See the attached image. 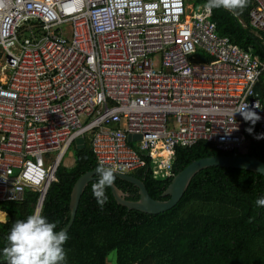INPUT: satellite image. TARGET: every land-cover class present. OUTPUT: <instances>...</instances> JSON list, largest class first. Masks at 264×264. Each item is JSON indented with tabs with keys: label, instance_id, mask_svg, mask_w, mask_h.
<instances>
[{
	"label": "built area",
	"instance_id": "2783aa9c",
	"mask_svg": "<svg viewBox=\"0 0 264 264\" xmlns=\"http://www.w3.org/2000/svg\"><path fill=\"white\" fill-rule=\"evenodd\" d=\"M191 8L187 0H0V203L30 189L40 210L62 156L86 133L98 168L170 179L176 148L204 140L231 151L248 123L264 131L254 92L264 62ZM248 18L264 29V0H252ZM197 50L212 60L198 62Z\"/></svg>",
	"mask_w": 264,
	"mask_h": 264
},
{
	"label": "trees",
	"instance_id": "16d2710c",
	"mask_svg": "<svg viewBox=\"0 0 264 264\" xmlns=\"http://www.w3.org/2000/svg\"><path fill=\"white\" fill-rule=\"evenodd\" d=\"M203 8L205 0H196ZM252 0L238 16L222 8L213 9L210 20L219 36L264 62V32L254 31L248 23ZM198 62H210L212 57L197 50ZM263 78L260 83L263 89ZM261 102L264 106V91ZM258 128L247 124V155L264 162V141L257 139ZM92 133L83 137V146L75 148L74 164L61 163L55 171L42 201L41 214L56 221L63 229L70 218L69 201L72 187L83 173L98 168L91 150ZM236 150L221 151L213 143L198 141L176 148L172 163L174 175L190 162L208 156L237 155ZM99 176V175H98ZM138 178L148 194L157 200L171 179L154 177L144 168ZM90 181L79 199L74 220L66 232L65 264H106L109 253H116V264H264V208L255 199L264 195V177L242 169L208 167L190 180L180 201L159 214L129 210L116 203L111 189L103 208L92 195ZM114 185L127 194L126 199H138L137 189L114 177ZM38 192L26 189L21 200L0 203L7 215L0 220V249L6 246L10 226L36 209ZM0 264H7L0 254Z\"/></svg>",
	"mask_w": 264,
	"mask_h": 264
},
{
	"label": "clouds",
	"instance_id": "9594fccd",
	"mask_svg": "<svg viewBox=\"0 0 264 264\" xmlns=\"http://www.w3.org/2000/svg\"><path fill=\"white\" fill-rule=\"evenodd\" d=\"M247 3L248 0H205L203 9L208 15H211L213 9L222 8L231 15L238 16L243 12ZM250 27L254 31L264 32V29L259 30ZM260 78L258 83L261 87L262 96L261 98H258L256 94L255 96L261 102L264 91V78L263 89ZM262 107H264L263 104ZM253 117V121L258 119L254 114ZM98 171L99 178L92 184L91 191L97 205L103 208L108 199L105 189L112 185L114 176L110 168H98ZM254 203L257 207L264 208V195L257 197ZM6 215V212L0 211V220ZM57 223L56 221H49L46 216L41 214V210H34L25 218L16 220L10 226L6 236V246L0 249V254H2L7 264H65L64 243L68 239V235L62 229L57 230Z\"/></svg>",
	"mask_w": 264,
	"mask_h": 264
},
{
	"label": "water",
	"instance_id": "95a60500",
	"mask_svg": "<svg viewBox=\"0 0 264 264\" xmlns=\"http://www.w3.org/2000/svg\"><path fill=\"white\" fill-rule=\"evenodd\" d=\"M254 91L256 96L261 98L262 93L259 83H256ZM257 137H259L257 138L258 140L264 141V131L260 130ZM75 143L76 147L83 146V138H77ZM249 144L250 142L247 139L242 147L237 150V155L208 156L190 162L185 168L177 172L171 178L169 185L161 194V196L167 197L166 200L153 199L148 194L144 183L137 177L143 171L141 168L137 169L134 174L112 170L115 178L126 181L137 189V200L132 201L126 199L127 194L117 188L114 183L108 187L111 189L112 195L117 204L124 206L129 210H137L147 214H159L173 208L180 201L191 178L202 169L213 166L242 169L260 174L264 177V162L246 154ZM98 175L99 171L97 168L83 173L75 181L71 190L69 201L70 218L66 227L62 229L63 231L67 232L74 220L79 199L84 191V188L90 181L98 179Z\"/></svg>",
	"mask_w": 264,
	"mask_h": 264
},
{
	"label": "rangeland",
	"instance_id": "374dc122",
	"mask_svg": "<svg viewBox=\"0 0 264 264\" xmlns=\"http://www.w3.org/2000/svg\"><path fill=\"white\" fill-rule=\"evenodd\" d=\"M187 3L192 5V8L190 9V12L193 10L196 11L198 9V5L196 3V0H187ZM153 63H154V68L159 69L160 66V60H159V55H154L153 56ZM81 121H85L84 118L81 119ZM77 138L75 139V141ZM74 141V145H76ZM51 157H54L56 155V151H53L50 153ZM74 156H75V148L73 145H71L64 153L62 156L61 160L59 163H61L65 167H71L74 164ZM106 264H116V253L111 252L108 254L106 258Z\"/></svg>",
	"mask_w": 264,
	"mask_h": 264
},
{
	"label": "flooded vegetation",
	"instance_id": "af4514ba",
	"mask_svg": "<svg viewBox=\"0 0 264 264\" xmlns=\"http://www.w3.org/2000/svg\"><path fill=\"white\" fill-rule=\"evenodd\" d=\"M129 174H134V173H129ZM138 177V176H137Z\"/></svg>",
	"mask_w": 264,
	"mask_h": 264
}]
</instances>
